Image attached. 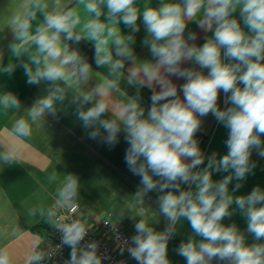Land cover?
<instances>
[{"label": "clouds", "instance_id": "1", "mask_svg": "<svg viewBox=\"0 0 264 264\" xmlns=\"http://www.w3.org/2000/svg\"><path fill=\"white\" fill-rule=\"evenodd\" d=\"M190 22L211 33L202 45L195 42L196 32L186 33ZM7 23L13 39L0 74L11 76L22 67L29 85H48L46 94L25 110L26 117L14 121L13 135L30 137L32 125L47 115L56 117L57 105L65 102L74 106L90 139L111 149L124 133V161L140 177V185L124 199L139 211L127 212L135 221V234L120 242L121 255L126 251L136 264H172L169 242L186 220L191 234L175 249L186 264H264V189L257 185L246 195H236L257 167L253 152L264 158V0H160L157 6L151 0H24ZM141 23V45L151 60L138 59L134 50ZM81 41L91 42L95 65L107 69L94 85L90 82L98 72L73 47ZM186 62L192 66L183 67ZM172 77L185 82L177 85ZM122 82L135 89L134 94ZM145 87L152 93L147 112L141 103ZM221 91L229 105L223 109L218 104ZM21 109L15 93L0 91V113ZM108 112L112 115L105 118ZM209 113L228 130L223 156L215 151L206 155L196 138ZM14 162L15 149L0 152V167ZM214 173L226 175L214 180ZM58 180L55 171L48 177L49 183ZM79 189V177L67 174L51 206L28 210L32 217L39 212L60 233L61 242L48 250L39 246L38 237L26 264H44L64 246L70 253L63 264L111 260L100 252L99 241L85 239V219L59 214L62 208L75 210ZM152 192L158 194L155 212L166 221L161 231L153 226L158 218L154 223L147 219L154 211L146 203ZM237 211L246 220L245 230L235 222L223 223ZM125 212L117 214L118 223L104 221L117 240ZM248 236L253 243H247ZM0 264H12L6 248L0 249Z\"/></svg>", "mask_w": 264, "mask_h": 264}, {"label": "crops", "instance_id": "2", "mask_svg": "<svg viewBox=\"0 0 264 264\" xmlns=\"http://www.w3.org/2000/svg\"><path fill=\"white\" fill-rule=\"evenodd\" d=\"M22 3L24 0H0V51H2L0 65L8 63V45L13 39L7 23L8 16L18 10ZM159 3L160 0H151L152 6H157ZM120 27L124 34H127L129 30L123 24ZM187 31L197 33L198 39L195 42L198 45L205 42L206 36H211V33L200 30L195 22L188 24L186 33ZM144 35L145 31L141 23L140 31L136 34L134 50L138 59L151 60L148 49L141 45ZM73 47H78L81 54L92 64L94 72H98V78H93L90 82L94 85L96 79H102L107 74V69L97 68L95 65L94 47L91 42L81 41L79 45ZM189 66H192L191 62L183 65V67ZM196 67L198 69V65ZM207 71L204 70L205 74ZM172 80L177 85L185 82L176 77H172ZM121 86L127 88L130 95L134 94L135 89L128 87L124 82ZM47 87L48 85L44 83L39 86L29 85L22 67H18L11 76L0 74V91L15 93L22 103L19 112L0 113V152L12 148L17 153V162L0 167V249L6 248L9 251L12 264H26L27 256L36 245L38 237L40 247L46 248L49 245L51 226L45 223L39 212L32 217L28 215V210L33 207L39 208L41 205L45 208L51 206L54 203L57 185L70 173L78 176L80 180L78 197L80 218L87 221L88 227L94 233L109 239L110 235L101 226V220L108 218L118 223L117 214L123 210L126 212L119 224L129 235L135 234L133 227L135 221L127 212L137 214L139 210L132 206L131 200L125 202L124 199L137 190L140 177L133 175L125 164L124 156L128 145L124 140V133L120 134L119 143L111 149L98 140L90 139L88 130H85L77 119L74 106L65 102L64 105H57L56 117L47 115L42 121L33 124L30 137L20 138L13 135L11 128L14 121L21 116L26 117L25 110L36 98L46 94ZM151 94V90L147 87L141 90V103L146 112L151 105L149 99ZM180 95L182 97V92ZM218 104L222 109L229 106L225 104V94L222 91L219 93ZM111 115V112H108L105 118H110ZM227 137L228 130L218 123L211 113L202 118V125L196 133V138L206 155L213 151L217 152L218 156L226 154ZM251 159L256 162L257 167L254 174L246 178L243 187L236 192V195H246L257 185L264 189V158L259 157L254 151ZM53 171L58 174L59 180L56 183H49L48 177ZM223 175L226 173H214L213 179L219 180ZM234 184L235 181L230 184V191ZM157 195L156 192L150 193L151 199L146 201L154 210L147 219L149 223H154L158 218L159 222L153 226L157 231H161L166 221L155 212L158 211V206L154 203ZM233 222L241 230L247 227L245 218L238 211L231 219L226 218L223 221L225 224ZM37 223L44 224V229L48 233L42 234L33 230L32 227ZM189 234H191L190 225L186 220H182L178 225L177 235L169 242L168 257L172 264H186V261L176 254L175 249L181 240L187 239ZM247 243H253L251 236L247 237ZM69 253L70 248L66 247L60 264L69 258Z\"/></svg>", "mask_w": 264, "mask_h": 264}, {"label": "built area", "instance_id": "3", "mask_svg": "<svg viewBox=\"0 0 264 264\" xmlns=\"http://www.w3.org/2000/svg\"><path fill=\"white\" fill-rule=\"evenodd\" d=\"M77 207L75 210H70L67 208H62L59 210V214L64 216L66 219H81L80 214H79V203L78 199L76 201ZM108 218L102 219L101 220V226L108 232L110 235V238L108 239L105 236H100L96 233H94L90 228H89V234L85 238L86 240H92L95 239L100 242V252L105 253L111 257V260H105L103 261V264H118L119 261H125V264H136L135 260H132L129 256L128 253L125 251L123 255L120 254L119 251V244L123 239H129L131 235H129L124 227L121 224H118V234L120 237V240H117V233L112 232L111 230V225H105L104 221L107 220ZM113 223H117L115 221H112ZM49 235H50V243L49 245L45 248L48 250L55 249L57 245L60 244V233L55 230L54 228L49 229ZM66 247L64 246L62 249H57L56 252L53 254L52 258L50 260H46L44 264H60L61 259L64 257Z\"/></svg>", "mask_w": 264, "mask_h": 264}, {"label": "trees", "instance_id": "4", "mask_svg": "<svg viewBox=\"0 0 264 264\" xmlns=\"http://www.w3.org/2000/svg\"><path fill=\"white\" fill-rule=\"evenodd\" d=\"M33 230L40 232L42 234L48 233L46 229H44V224L42 223H37L32 227Z\"/></svg>", "mask_w": 264, "mask_h": 264}]
</instances>
